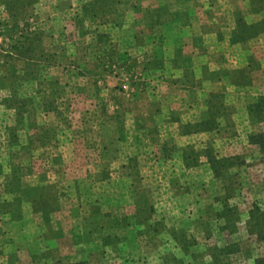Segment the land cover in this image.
Segmentation results:
<instances>
[{"label": "rangeland", "instance_id": "rangeland-1", "mask_svg": "<svg viewBox=\"0 0 264 264\" xmlns=\"http://www.w3.org/2000/svg\"><path fill=\"white\" fill-rule=\"evenodd\" d=\"M81 1L49 0L77 7L80 23H55L49 12L35 28L20 0L0 1L16 16L0 12V264H208L213 250L225 247L222 264H254L264 246L247 224L254 204L264 209V153L248 137L264 132V118L254 112L264 98V0H242L247 11L234 12L236 28L224 31V41L231 34L230 41L246 42L241 54L250 59L215 72L244 96L214 85L203 69L204 92L190 107L195 122L180 123L182 112L171 116L181 144L168 141L147 155L144 149L162 143L142 132L127 158L100 156L93 141L70 139L81 130L76 103L106 98L102 115L121 128L123 105L138 96L130 91L148 90L147 104L158 100L152 78L159 62L180 58L189 41H223V31L187 27V12L169 11L175 0ZM184 2L194 11L210 0ZM134 10L141 26L130 22ZM98 15L112 24L81 35ZM178 81L189 88V80ZM110 101L120 108L113 111ZM98 112L89 110V119ZM154 117L158 125L165 120ZM201 121L217 128L199 132Z\"/></svg>", "mask_w": 264, "mask_h": 264}, {"label": "crops", "instance_id": "crops-1", "mask_svg": "<svg viewBox=\"0 0 264 264\" xmlns=\"http://www.w3.org/2000/svg\"><path fill=\"white\" fill-rule=\"evenodd\" d=\"M2 1L7 2L9 0ZM20 1L22 2L20 11L29 9L28 11H31L32 13L31 15L27 16L25 20L27 24H29V28L40 27L39 23H41L44 18L49 19V12L54 15L50 18L53 19L55 23L64 25V23L68 20L73 24L80 23V20L75 18L76 15H73L77 13L78 10V8L75 6L74 8H71L69 5H67V7L63 8V5L57 2L49 6V4L52 2H49V0H37L36 2L35 0ZM150 1L151 0H149V2ZM184 1L186 0H175L172 4L173 10L169 11L172 12L177 10L180 12H187V27H197V25L202 27L208 26L209 29L215 30V35L223 31V41H189L187 42L189 43V46L185 47L184 45V51L180 58H165L159 62L162 64V69L157 75H153L154 77L152 78V80L156 82V88L153 93H155L158 100L156 103L147 104V100H145V102L141 101L144 98L142 96H148V90L130 91L128 94L132 92L134 95L138 96L135 98H133V96H129L127 99L128 101H126V103L123 105L125 107L126 117L124 118L121 128V124L116 119H110L108 124L105 116L102 115L104 109L106 107H110L109 105L103 104L106 102V98L105 102H101V99H99L98 104L94 103V105H91V101H89L87 97H84L86 99L85 101L83 100L79 103H76L75 105L76 109L82 111V117L80 121L76 123V128H81V130L73 132V137H70L71 140L76 142L93 141L96 144V147L95 145L91 147L94 152L100 154V156L104 153H108V155L112 156L113 158H127L135 155L137 148L140 147L139 142L142 141V132L147 134V139L149 138L150 140L154 141L157 138V141L162 143L161 148L160 146H152L144 149V152L146 151L147 155H150L149 150L157 154L158 150L162 151L163 147L172 145L168 143V141L173 144H176L177 142L181 144V142L184 140L182 135H179L178 133L174 134L175 125H177V119H172L171 116L182 112L184 114L181 113V119L179 120L180 123L193 124L195 122V120H192V110L190 107L193 105V103L197 102L198 95L201 96V94L204 92L200 80L202 73L201 71L203 69L208 72L209 79L214 85H224L226 91L237 93V98L244 96V94L241 95L240 92L234 91V89H236L235 86L233 88V86L226 84L224 78L222 77L224 73L216 77L215 72L220 70L230 71L237 69L241 62L250 59V54L246 57H243V54H241L242 48L248 46L246 45L245 41H230L231 34L228 35L227 41H224V39H226V33H224V31L231 32L236 28L235 22L232 20L234 12L239 11L241 15H244L247 11L245 8L246 2L241 0V4L234 5L229 0H227V4L226 0H210V2L207 4L203 2V6L196 7L194 8V11H192L193 9L186 7V2ZM85 2L86 0L81 1L83 4ZM149 5L150 6L147 8L150 9L154 7L157 8V6H164L159 4L152 5L150 3ZM135 11L136 10H134L133 13H130V15L127 13V15L130 16V22H132L133 26H141L140 19L137 16L138 12H141L140 10H137L136 12ZM0 12L4 13L3 16L10 17L12 20H16L15 14L13 12L11 13V11L4 5L1 6ZM142 12L144 11L142 10ZM229 12L231 15L228 14ZM70 14L73 16L70 17ZM33 15L35 17H33ZM105 18L109 17L106 16ZM92 19L97 20L96 24L92 23L93 26L88 25L85 28L82 27L85 30L81 35H85L86 37L89 35L92 36V31L99 29L101 25L104 26L105 24L110 26L112 24L110 19H108L109 21H106L102 16L99 15L95 18L93 17ZM204 19L206 21H204ZM173 25L176 26L177 24L173 23ZM210 35L212 36L214 34L210 32ZM168 61H171L172 64L167 65L166 62ZM186 67L189 69V72L180 73V71H183V69L185 70ZM179 79L185 81L189 80V88L180 89V87H178V83H180L178 81ZM86 91H81V93L88 94V91L90 92L89 89H86ZM105 92L106 90L99 91L101 95H103ZM112 93L115 92H113V90H109L104 95H111ZM180 94H185L184 98H182V95ZM134 99H136L139 103H136ZM110 103H112V101H110ZM71 106L73 107V104ZM72 107L70 109H72ZM95 108H99V112L97 113L98 115H96L93 119H89V113L87 112ZM112 108L113 111H116L120 107L112 103ZM154 113H156V115L162 114L165 120H163V122L158 125L156 118L154 117ZM68 125H73V123L68 122ZM74 127L75 126L73 125L72 128ZM185 139H188L186 144H190V141L193 139V137L188 136V138L185 137ZM91 148L89 145H87L84 146L83 150L89 151Z\"/></svg>", "mask_w": 264, "mask_h": 264}, {"label": "trees", "instance_id": "trees-1", "mask_svg": "<svg viewBox=\"0 0 264 264\" xmlns=\"http://www.w3.org/2000/svg\"><path fill=\"white\" fill-rule=\"evenodd\" d=\"M1 3L5 4L7 2H3L0 0ZM17 2V0H15ZM13 1H11L12 3ZM10 10V9H9ZM254 112L259 115L263 116L264 118V98H260V101L255 104ZM197 128L199 132H208L211 130H215L217 128V124L214 121H201L198 123ZM249 142L253 145H256L259 148L261 153H264V132H259L256 134H252L248 137ZM228 159H224L226 162ZM248 229L252 235L256 236L257 242L263 244L264 246V209L260 208L256 204H254L249 211V221H248ZM229 253L228 247L222 249H214L211 253V262L208 264H222V262L218 259L219 256H226ZM60 264V263H57ZM75 264H87L84 262H79ZM254 264H264V257H260L255 260Z\"/></svg>", "mask_w": 264, "mask_h": 264}]
</instances>
